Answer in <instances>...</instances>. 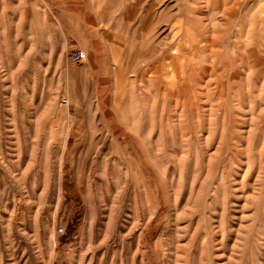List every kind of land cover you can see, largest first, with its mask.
<instances>
[{"label": "rangeland", "instance_id": "obj_1", "mask_svg": "<svg viewBox=\"0 0 264 264\" xmlns=\"http://www.w3.org/2000/svg\"><path fill=\"white\" fill-rule=\"evenodd\" d=\"M0 264H264V0H0Z\"/></svg>", "mask_w": 264, "mask_h": 264}, {"label": "built area", "instance_id": "obj_2", "mask_svg": "<svg viewBox=\"0 0 264 264\" xmlns=\"http://www.w3.org/2000/svg\"><path fill=\"white\" fill-rule=\"evenodd\" d=\"M71 57H72V60L76 63H82L86 60V55L81 50L74 51ZM64 102L66 103L67 101H64ZM61 232H63V230H61Z\"/></svg>", "mask_w": 264, "mask_h": 264}]
</instances>
